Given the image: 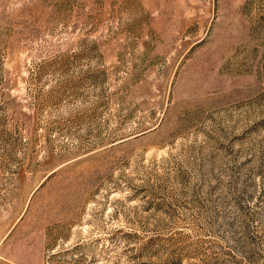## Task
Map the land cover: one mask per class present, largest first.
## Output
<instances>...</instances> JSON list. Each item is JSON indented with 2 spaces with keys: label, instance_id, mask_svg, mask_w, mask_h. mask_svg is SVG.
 Here are the masks:
<instances>
[{
  "label": "rangeland",
  "instance_id": "rangeland-1",
  "mask_svg": "<svg viewBox=\"0 0 264 264\" xmlns=\"http://www.w3.org/2000/svg\"><path fill=\"white\" fill-rule=\"evenodd\" d=\"M0 264H264V0H0Z\"/></svg>",
  "mask_w": 264,
  "mask_h": 264
}]
</instances>
